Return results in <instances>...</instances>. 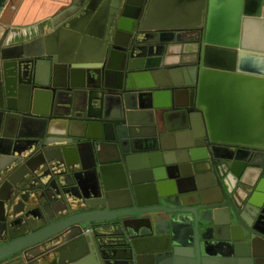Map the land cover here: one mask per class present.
<instances>
[{
  "label": "water",
  "instance_id": "1",
  "mask_svg": "<svg viewBox=\"0 0 264 264\" xmlns=\"http://www.w3.org/2000/svg\"><path fill=\"white\" fill-rule=\"evenodd\" d=\"M52 23L0 25V264H264V143L221 141L206 100L264 57V0H75Z\"/></svg>",
  "mask_w": 264,
  "mask_h": 264
},
{
  "label": "crops",
  "instance_id": "2",
  "mask_svg": "<svg viewBox=\"0 0 264 264\" xmlns=\"http://www.w3.org/2000/svg\"><path fill=\"white\" fill-rule=\"evenodd\" d=\"M74 1L7 0L0 13V25L16 36L17 43L28 42L52 32V21L73 5ZM228 52L224 51L213 58L215 64L221 65L213 66L222 69L230 67L232 57L231 52ZM241 64L245 65L243 68L247 73L223 70L222 75H213L209 79L206 86L207 104L214 116L221 141L263 144L264 57L251 54L241 58Z\"/></svg>",
  "mask_w": 264,
  "mask_h": 264
}]
</instances>
